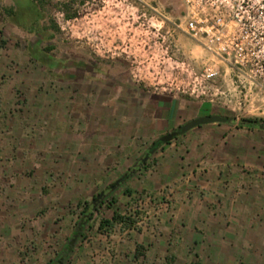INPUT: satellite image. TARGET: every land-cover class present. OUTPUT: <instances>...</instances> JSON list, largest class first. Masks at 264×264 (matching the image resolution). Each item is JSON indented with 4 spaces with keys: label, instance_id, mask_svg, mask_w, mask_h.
I'll use <instances>...</instances> for the list:
<instances>
[{
    "label": "crops",
    "instance_id": "crops-1",
    "mask_svg": "<svg viewBox=\"0 0 264 264\" xmlns=\"http://www.w3.org/2000/svg\"><path fill=\"white\" fill-rule=\"evenodd\" d=\"M95 36L82 69L0 46V264H264V123L157 144L208 113L142 88ZM114 212L135 222L99 229Z\"/></svg>",
    "mask_w": 264,
    "mask_h": 264
},
{
    "label": "rangeland",
    "instance_id": "rangeland-1",
    "mask_svg": "<svg viewBox=\"0 0 264 264\" xmlns=\"http://www.w3.org/2000/svg\"><path fill=\"white\" fill-rule=\"evenodd\" d=\"M7 2L11 5L6 7L12 6L15 15L4 14L11 21L8 23L19 27L15 32L20 37L1 25L0 46L5 52L11 51L15 42L31 53L39 49L43 54H56L59 56L56 64L60 63L62 68L82 69L83 56L91 48L87 38L93 24L94 48L104 55L112 54L109 58L116 59L107 60L114 66L136 69L138 76L134 78L142 88L166 89L198 106L201 104L205 113L233 121L239 122L241 118L264 121V91L257 85L248 88L245 82L246 87H242L226 64L205 53L178 29L183 10L181 0H46L39 8V27L29 31L17 21L26 20L34 12L31 0ZM67 12L74 13V17L66 19ZM51 21L57 30L42 28ZM205 66L217 70V75L202 80ZM143 208L139 209L142 217L146 212Z\"/></svg>",
    "mask_w": 264,
    "mask_h": 264
},
{
    "label": "built area",
    "instance_id": "built-area-1",
    "mask_svg": "<svg viewBox=\"0 0 264 264\" xmlns=\"http://www.w3.org/2000/svg\"><path fill=\"white\" fill-rule=\"evenodd\" d=\"M178 29L226 64L242 87L264 91V0H181ZM217 70L203 68L201 79ZM242 78V79H240Z\"/></svg>",
    "mask_w": 264,
    "mask_h": 264
},
{
    "label": "trees",
    "instance_id": "trees-1",
    "mask_svg": "<svg viewBox=\"0 0 264 264\" xmlns=\"http://www.w3.org/2000/svg\"><path fill=\"white\" fill-rule=\"evenodd\" d=\"M45 1L46 0H31L32 6L34 8V12L29 17H27L26 20H21V21L18 20L17 22H19L21 24V26L24 29H26L27 31L35 29V27L38 25V20L40 17L39 8L41 6H43ZM181 13H182V11H181ZM6 14L13 16V15H15V11L12 7H10V8L6 9ZM74 15H75L74 13L72 14V13L67 12V13H65L64 17L66 19H70V18L74 17ZM23 17H25V14H23ZM43 27H45V29H49V27L54 29V30L56 29V25L52 21L50 22V24L48 26H42V28ZM226 119L228 120L229 118H226ZM240 122L242 124L246 123L249 125H258V124L264 123V121L261 120L260 118H241ZM86 207H87V205L83 207V212L86 211ZM134 222H135V219L130 218L129 216H124V215H121L117 212H114L113 216L110 220H105V219L100 220L98 228L99 229L100 228H103V229L113 228L116 224H119L123 228H125V227H130Z\"/></svg>",
    "mask_w": 264,
    "mask_h": 264
},
{
    "label": "water",
    "instance_id": "water-1",
    "mask_svg": "<svg viewBox=\"0 0 264 264\" xmlns=\"http://www.w3.org/2000/svg\"><path fill=\"white\" fill-rule=\"evenodd\" d=\"M226 120L227 119L225 117L220 116V115H215V114H207V115L198 116L196 118H193V119L187 121L186 123L181 125L179 128H177L175 131L169 132V133L161 136V138L159 139L157 144L169 142L174 137H176L178 134H184L196 126L214 123V122H224Z\"/></svg>",
    "mask_w": 264,
    "mask_h": 264
}]
</instances>
